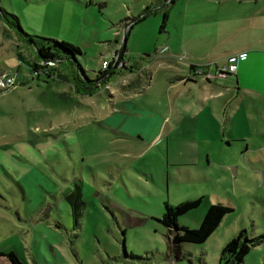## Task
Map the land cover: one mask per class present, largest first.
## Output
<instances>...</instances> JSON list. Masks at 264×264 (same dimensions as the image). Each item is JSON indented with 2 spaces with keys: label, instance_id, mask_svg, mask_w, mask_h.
Segmentation results:
<instances>
[{
  "label": "rangeland",
  "instance_id": "374dc122",
  "mask_svg": "<svg viewBox=\"0 0 264 264\" xmlns=\"http://www.w3.org/2000/svg\"><path fill=\"white\" fill-rule=\"evenodd\" d=\"M205 1L0 0L26 34L78 48L75 59L88 78L104 60L116 69L93 95L80 96L53 73L34 72L32 63H47L61 76H69L70 67L37 61L0 17V76L15 81L0 87V264H10L8 252L23 264H217L238 231L264 236L262 102L240 97V116L258 111L251 124L244 116L231 124L227 110L235 101H227L220 116L205 117L197 111L221 109L222 101L202 105L205 81L175 83L168 68L182 69L185 57L159 51L165 43L174 48L177 26L238 9ZM126 21L119 39L131 28L118 60L120 44L105 42L113 37L108 24ZM111 46L116 52L109 54ZM126 62L143 73L128 72ZM122 114L123 120H145L126 131L110 117ZM230 128L245 140H219L218 131ZM237 162L236 175L219 167ZM74 185L82 201L76 226L64 199ZM194 199L199 205L177 218L179 228L196 229L212 204L233 211L204 242L174 249L159 223L163 203ZM263 257L264 239L242 264H260Z\"/></svg>",
  "mask_w": 264,
  "mask_h": 264
},
{
  "label": "crops",
  "instance_id": "0c3cea01",
  "mask_svg": "<svg viewBox=\"0 0 264 264\" xmlns=\"http://www.w3.org/2000/svg\"><path fill=\"white\" fill-rule=\"evenodd\" d=\"M204 2L206 1L204 0ZM217 4H225L227 6L235 5L238 9L234 12L220 13V15L216 16L213 20L207 19L205 21V19H203L199 23L192 22L183 24L181 27L180 25L177 26L179 31H176V37L173 43L174 48H172L171 45L167 46L165 43L160 47L159 51L164 52V50H167L169 52H174L178 56L183 55L185 57L184 65H180L182 69L176 67L168 68L173 74L172 78L174 82L182 85L187 82L195 83L197 80L202 81L199 77L190 81L185 80L188 76L189 67L191 66L202 68V71L206 74H214L219 67L226 65L228 59L237 58L238 55L245 54L242 60H236L234 62L236 63L235 73L224 78L208 82L205 81V86H201L202 88L205 87V96H202L200 99L201 104L204 105L206 102L216 103L220 100L222 101L223 108L218 110L201 108L197 112L204 114L203 116L205 117L220 116L222 112L226 111L224 108V106L228 105L226 102L228 101L230 104L232 101H235L236 103L227 110L232 118L230 120L231 124L235 125L237 121H241L238 118L242 116L245 117V121L248 124H251V114L253 113L255 115L258 111L250 109L247 111L248 113L245 111L243 115L240 116L242 108L239 100L241 96L247 97L250 101L258 99L257 101L262 102L260 112H264V0H218ZM100 6L101 5H99V7ZM129 22L130 21L118 24L110 23L111 25L108 24L109 35H113V37L111 36L112 39L105 42L115 43L116 41L117 45L118 43L120 44L121 39H119V32L120 30L122 31ZM130 28L131 25L127 31ZM127 31L126 36L128 33ZM177 36L180 37L178 42ZM110 48L107 47L109 54L116 52L114 49L115 47L111 46ZM126 64H128L127 67L131 68L128 72L133 73V71H135V73H143L144 71L139 65L129 64L128 62H126ZM125 116L126 114H122V117H117L120 120H116L113 115L110 117L114 119L115 124L124 125L126 131L130 129L133 122L141 123L145 120L144 118L123 120ZM208 123H210V121H208ZM205 124L209 126L206 121ZM224 130L226 129H223L221 133L218 131V134L221 135L220 137L218 135V138L224 141L225 144H229L230 140L244 141L246 138V136L242 133L239 134L237 131V135L233 133L235 131L232 128L228 129L227 133ZM226 134L228 138H225ZM258 149H261V147ZM245 151H247V149H245ZM234 166L235 167L232 168L225 164L219 165L222 171L231 169L233 175H236L238 170L240 171L241 169L239 162L235 163ZM227 206L231 207L229 204H227Z\"/></svg>",
  "mask_w": 264,
  "mask_h": 264
},
{
  "label": "trees",
  "instance_id": "16d2710c",
  "mask_svg": "<svg viewBox=\"0 0 264 264\" xmlns=\"http://www.w3.org/2000/svg\"><path fill=\"white\" fill-rule=\"evenodd\" d=\"M0 17L3 18L7 25L14 31L19 41L33 48L35 53L34 56L37 61L45 63L50 61L55 63L56 66L62 61H66L70 67V75L61 76V73H59L55 67L51 68L50 66H47V63L45 64L47 69H45L44 66H38L36 63H32L31 69L34 72L37 73L35 69H40L43 74L51 77V73H53V77L55 79L69 84L80 96L90 97L93 95L97 87L104 83V76H111L116 70L115 68L111 70L110 67H108V70L106 68V70L103 72L104 74L102 73L103 75L97 74L92 79H90L85 75L83 69L75 59L76 55H80L78 48L63 42H58L56 40L26 34L22 31L17 17L4 12L2 9H0ZM142 19L143 16L140 18V20ZM165 19L166 14L163 15L160 28H162ZM124 40H126V33L124 35ZM123 52L124 45L121 47V54L119 55L118 60L122 59ZM123 67L124 66H121V68ZM125 69L129 70L130 68L125 67ZM195 69H198V67H189L188 76L185 79L186 81L194 80V78L197 77V75L192 74L191 72ZM64 199L69 205L73 225L76 226L82 207L79 186L74 185L73 190L69 191L64 196ZM199 202L200 199H194L175 206H170L166 203H163V213L159 219V223L168 230V233H170V240L174 249H177L181 243L200 244L204 242L207 237L217 228L221 219L233 211V209L227 205L220 203L212 204L207 207L196 229H187L184 227L179 228L176 224L177 218L186 212L195 209L199 205ZM263 239V235L254 238H248L244 230L238 231L222 247L217 264H242L243 258L249 253L250 249L258 246ZM5 256L10 264H23L12 252L6 253ZM260 264H264V257L262 258Z\"/></svg>",
  "mask_w": 264,
  "mask_h": 264
},
{
  "label": "built area",
  "instance_id": "2783aa9c",
  "mask_svg": "<svg viewBox=\"0 0 264 264\" xmlns=\"http://www.w3.org/2000/svg\"><path fill=\"white\" fill-rule=\"evenodd\" d=\"M245 57V54H240L237 56V58H230L228 59V62L226 65L221 66L217 69V71L214 74H206L205 72L202 71V69H195L192 72V74L197 75V77L201 78L203 81H211L219 78H224L226 75H231L235 73L236 70V63H234L236 60H242ZM115 62H112V66L114 65ZM110 65V60L109 61H102L101 62V69L98 75L102 74L106 68H108ZM14 79L11 76L7 75H1L0 76V87L4 89L12 88L14 86Z\"/></svg>",
  "mask_w": 264,
  "mask_h": 264
},
{
  "label": "water",
  "instance_id": "95a60500",
  "mask_svg": "<svg viewBox=\"0 0 264 264\" xmlns=\"http://www.w3.org/2000/svg\"><path fill=\"white\" fill-rule=\"evenodd\" d=\"M125 44V40H124V36H123V40H121V43H120V47L119 49L117 50L116 52V58L121 54V47Z\"/></svg>",
  "mask_w": 264,
  "mask_h": 264
}]
</instances>
